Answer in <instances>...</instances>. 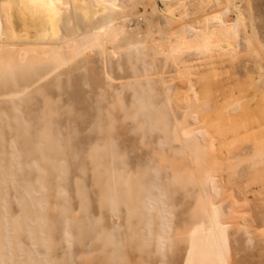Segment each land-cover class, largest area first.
<instances>
[{
    "label": "rangeland",
    "instance_id": "374dc122",
    "mask_svg": "<svg viewBox=\"0 0 264 264\" xmlns=\"http://www.w3.org/2000/svg\"><path fill=\"white\" fill-rule=\"evenodd\" d=\"M201 1L182 49L0 62V264H264V0Z\"/></svg>",
    "mask_w": 264,
    "mask_h": 264
},
{
    "label": "bare ground",
    "instance_id": "6f19581e",
    "mask_svg": "<svg viewBox=\"0 0 264 264\" xmlns=\"http://www.w3.org/2000/svg\"><path fill=\"white\" fill-rule=\"evenodd\" d=\"M178 1L0 0V62L17 69L41 61L44 57H54L59 52L64 55L68 52V55L72 56L74 51L88 45L124 46L147 43L159 52L176 45L182 49L193 39H189L185 34V25L179 21L180 18L176 20V16L173 17L174 5ZM204 1L206 2H201ZM227 1L231 5L232 0ZM158 2L163 8L160 9ZM134 17H143L146 20V29H126L120 24L121 20ZM223 18L221 20L227 17ZM221 20L220 25L223 26ZM226 26L217 33L214 25L211 35L204 33L203 45L217 48L222 53L229 51L232 46L234 48L229 40V26ZM209 29L211 28L207 30ZM207 30L205 32H209ZM215 37L222 39L213 42ZM68 55L66 54L67 57Z\"/></svg>",
    "mask_w": 264,
    "mask_h": 264
}]
</instances>
